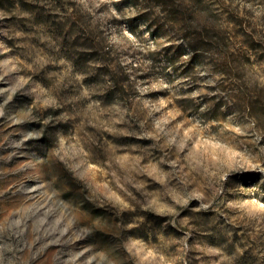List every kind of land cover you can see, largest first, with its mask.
I'll use <instances>...</instances> for the list:
<instances>
[{"label":"rangeland","instance_id":"rangeland-1","mask_svg":"<svg viewBox=\"0 0 264 264\" xmlns=\"http://www.w3.org/2000/svg\"><path fill=\"white\" fill-rule=\"evenodd\" d=\"M0 0V264H264V0Z\"/></svg>","mask_w":264,"mask_h":264},{"label":"trees","instance_id":"trees-1","mask_svg":"<svg viewBox=\"0 0 264 264\" xmlns=\"http://www.w3.org/2000/svg\"><path fill=\"white\" fill-rule=\"evenodd\" d=\"M147 1L148 2L153 1V3H155L158 6H161L162 8H164V5H163L162 1H160V0H147Z\"/></svg>","mask_w":264,"mask_h":264}]
</instances>
